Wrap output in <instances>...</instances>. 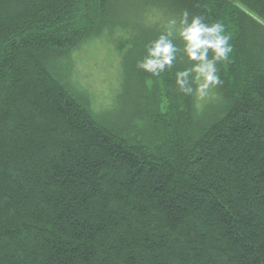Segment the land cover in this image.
<instances>
[{"label": "trees", "instance_id": "16d2710c", "mask_svg": "<svg viewBox=\"0 0 264 264\" xmlns=\"http://www.w3.org/2000/svg\"><path fill=\"white\" fill-rule=\"evenodd\" d=\"M184 11L231 35L204 99L137 67ZM100 39L115 110L74 78ZM0 264H264V0H0Z\"/></svg>", "mask_w": 264, "mask_h": 264}, {"label": "clouds", "instance_id": "9594fccd", "mask_svg": "<svg viewBox=\"0 0 264 264\" xmlns=\"http://www.w3.org/2000/svg\"><path fill=\"white\" fill-rule=\"evenodd\" d=\"M184 11L179 21L173 19L170 23H179V37L183 48L178 49L170 38L172 33L161 34L146 47V55L137 63V67L145 72L158 76L170 69L177 60V53L182 52V58L192 63V68L176 73V85L186 95L198 92L201 96L207 94L210 88L220 86L222 81L218 75L217 64L228 61L233 47L230 44L231 35L225 31L222 23H205L201 16H192ZM211 53V56H210ZM197 87L193 88L189 78L193 77Z\"/></svg>", "mask_w": 264, "mask_h": 264}, {"label": "rangeland", "instance_id": "374dc122", "mask_svg": "<svg viewBox=\"0 0 264 264\" xmlns=\"http://www.w3.org/2000/svg\"><path fill=\"white\" fill-rule=\"evenodd\" d=\"M74 61V78L91 93L95 106L115 110L122 81V60L114 46L105 39L94 40L75 53Z\"/></svg>", "mask_w": 264, "mask_h": 264}]
</instances>
